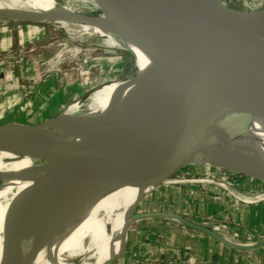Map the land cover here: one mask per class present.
<instances>
[{
  "label": "water",
  "instance_id": "water-1",
  "mask_svg": "<svg viewBox=\"0 0 264 264\" xmlns=\"http://www.w3.org/2000/svg\"><path fill=\"white\" fill-rule=\"evenodd\" d=\"M89 1L97 12L86 14L58 10L56 22L41 23L6 12H0V18L41 24L63 22L83 25L92 21L100 24L99 15L106 13L118 32L153 58L161 57L162 62L170 67L174 82L181 86L173 114L175 120L155 160L142 155L119 157L117 160L118 151L99 153L95 149L75 148L58 139L60 136L53 138L58 141L52 142L40 139L42 133L47 132L46 127L62 115V110L53 117L32 123L0 125V145L8 143L27 148L50 166L49 170L20 189L7 207L6 215L12 223L7 237L10 260L25 242L22 227L27 218L22 213L25 210L31 213L61 186L72 191L97 182L135 181L146 183L151 189L149 194L156 186L173 179L185 165L195 162L212 139L221 133L234 135L243 129L248 122L249 95L264 108V30L250 24V21L259 22L264 17V3L258 8L248 9L242 0H232L238 7H232L223 0ZM192 29L209 35L206 44L201 47L195 44L196 52L187 51L191 47L187 41L180 46L187 51L181 57L176 53L179 51L177 48H166L169 41ZM128 113L122 117H127ZM113 117H103V126L106 127L100 133L103 138L122 123L115 124L118 119ZM90 119L92 126L102 125L95 117ZM109 128L110 132H107ZM47 144L53 146L50 155L43 150ZM144 216L173 218L236 250H250L259 244H235L186 216L169 212L132 213L131 222ZM263 243L264 240L260 242ZM18 255L9 264H30L29 255L22 258V263H18Z\"/></svg>",
  "mask_w": 264,
  "mask_h": 264
},
{
  "label": "bare ground",
  "instance_id": "bare-ground-1",
  "mask_svg": "<svg viewBox=\"0 0 264 264\" xmlns=\"http://www.w3.org/2000/svg\"><path fill=\"white\" fill-rule=\"evenodd\" d=\"M242 1L248 9L258 8L263 3L262 0L248 3L245 0ZM58 10L73 11L60 6L56 0H0V12L30 18L41 23L56 22ZM99 20L100 24L93 21L83 25L63 22L58 24L78 29L75 31L78 35L102 36L104 37L103 45L108 47L141 51L139 46L132 43L112 26L106 13L99 15ZM250 24L264 30V17L259 22L250 21ZM208 38L209 35L206 32L192 29L184 31L179 37L169 41L166 48L175 47L179 50L176 52L177 54L185 55L187 51L189 53L196 52L198 48L195 44H200L201 47L202 44H206ZM185 42L191 46L190 50L186 51L180 48ZM148 57L151 62L148 69L151 88L121 101L104 97L100 103H108L113 107L103 115H86L80 120L72 119L77 112L85 110L87 103L105 85L93 88L86 96L75 101L85 99L80 104H76V109L70 110L73 108L71 107L52 121L46 127L47 132L42 133L40 139H46L48 142L61 139L69 146L79 149H95L99 153L118 151L117 160L119 157L134 155L151 156L152 160L157 159L165 144L166 135L175 120L173 114L181 86L174 82L175 78L170 67L162 62L161 57L155 59L149 54ZM246 110L248 116L246 126L234 135L227 136L225 133H221L212 139L195 162H201L204 158L216 161V155L221 154L228 159H224L227 161L226 163L237 164L238 169L227 168L228 170L250 175L252 179L264 182V130L260 133L257 132L259 135L250 134L264 129V108L252 95H249ZM127 112H129L127 117L123 118L122 116ZM90 113H93V109L89 110ZM107 115H114L118 119L115 124L121 121L122 123L119 126L116 125V130L113 133L103 138L100 133L102 130H106V127L103 126V117ZM92 117L99 120L102 125L92 126L90 119ZM108 124L112 125L113 123L109 122ZM110 128L107 129V132H110ZM65 129L73 134L62 138ZM58 136L60 137L58 138ZM53 138L58 139L53 140ZM51 148H53L52 145L43 146V150L49 155ZM215 163L221 166L217 161ZM244 164L245 166H243ZM49 169L48 163L27 148L8 143L0 145V264L11 263L19 253L23 255H18V263L23 262L22 258L26 254L29 255L30 264H34L33 261L47 263L58 255L62 247L69 244L70 251L61 264L112 262L110 257L102 259L98 256L93 244L114 233L124 231L123 240L114 254L116 259L125 246L127 239L125 230L132 221V214L122 215L107 213V211L109 212L117 206L119 200L126 197L129 192L145 189L146 183L135 181L97 182L72 191L61 186L36 206L31 213H28L27 210L22 213V216L27 218V222L22 227L25 242L17 255H14L11 260L9 259L7 237L12 223H9V216L6 215L7 207L20 189ZM167 182H172V180Z\"/></svg>",
  "mask_w": 264,
  "mask_h": 264
},
{
  "label": "rangeland",
  "instance_id": "rangeland-1",
  "mask_svg": "<svg viewBox=\"0 0 264 264\" xmlns=\"http://www.w3.org/2000/svg\"><path fill=\"white\" fill-rule=\"evenodd\" d=\"M223 1L232 5V7L239 6L232 0ZM262 1L264 3V0ZM56 3L75 12L86 14L97 12L89 0H56ZM5 28L9 31V37L6 36L7 38H5L4 36L0 40L2 43L0 44V96L3 101V108L0 107V125L12 122L32 123L53 117L60 110L64 112L71 107L73 108L70 110H74L76 109V104H80L85 100L81 99L75 102L76 99L81 98L82 95L93 88L105 85L87 103L85 110L77 112L72 119L80 120L81 117L86 115H103L108 109L113 107L108 103H100V100L104 97H111L113 100L121 101L134 96L140 91L151 88L148 80V69L151 66V62L148 53L142 48L140 52L136 49L129 50V52L123 48L108 47L103 45L102 40L104 37L102 36L78 35L75 33L78 29L65 25L61 26L58 23L41 24L0 18V31ZM6 40L8 41L7 43L5 42ZM57 54L58 59L55 58ZM173 56L176 55L173 54ZM179 56L181 57L180 54ZM133 64L135 67H133ZM116 81L120 82L110 84ZM73 82L76 83V87L73 90H80L73 94L66 93L71 91ZM10 97H12L13 102L8 100ZM57 101L59 104L58 110L54 112L46 111L42 112V114L39 112V109L47 107L46 104H55ZM2 104L0 103L1 106ZM90 109H93V113L89 114ZM263 130H257L250 134L259 135L257 132L260 133ZM71 134L73 133L65 129L64 135L61 137L64 138ZM216 157L217 163L221 166L217 165L216 161L211 158H204L201 162L185 165L183 169L173 176L172 182L156 186L149 194L148 192L151 189L148 185L143 190L131 191L126 197L119 200L117 206L111 211H107V213H120L122 215L133 213L137 215L152 211L167 212V210L170 213L169 207L173 204V201L180 200L178 196L190 201L191 199H200L201 201V196L213 197L214 195L216 197V205H219L222 209L218 214H212L207 211L200 214H185L188 211L186 208H179L178 212L175 213L182 217L186 216V218L204 228L211 229L213 225L218 224L219 232L217 233L226 234L227 236L234 233V229L246 230L247 226L249 231L257 232L258 230H256L255 226L250 223V217L247 216L245 219V216L242 215L239 218L234 211L237 209L238 204H244L245 206L253 204L242 203L237 199L247 202L263 200L264 182L252 179L250 175L228 170L227 168L238 169L237 164L226 163L227 161L224 159L227 158L221 154L219 156L216 155ZM223 178L224 180L222 181ZM180 180L191 181L181 182ZM221 181L224 184L220 183ZM223 185L227 186V189L232 191L233 195L229 194L227 189L220 188ZM174 206L173 210L175 209ZM152 219L157 221L165 220L163 217L144 216L139 220L134 219L128 225L125 230L127 234L126 243L120 253L127 257L129 256L128 246L134 239V236H130V233L137 229L142 231L144 229L141 228L146 226L147 228L139 236V247L135 245L136 250H133L132 256L130 255L127 259L129 263L180 264L179 262L183 258L171 256L170 254L172 251L171 246H175L172 245L174 244L172 243V237L165 236L164 232L160 231V227L148 224V221ZM165 221L170 222V219L166 218ZM173 221L178 224V230L189 229L191 232L206 235L190 227L187 229L186 226L175 219ZM123 233L124 231H120L101 241L94 242L95 253L102 259L110 257L111 260H109L112 261L110 264H116L115 253H112L111 256L109 254L111 253V248H114V251L118 248L123 240ZM238 238L244 240L240 236ZM226 239L229 241L228 238ZM258 242L259 244H257ZM260 242L259 240H253L251 243L257 245H254L252 249H264V243L260 244ZM242 243L244 242L242 241ZM156 250L157 257L155 259L154 252ZM69 251L70 244L62 247L58 255L49 262L36 263V261H33V263L61 264ZM176 251L177 253L180 251L181 254L182 249L178 248L174 253ZM241 251L242 253L239 254L242 257L237 259L236 264H264V250L262 251L263 254L252 255L251 257H245L246 251ZM174 253L173 255H175ZM132 257L134 258L132 259ZM200 260L204 261V263L207 262L205 259Z\"/></svg>",
  "mask_w": 264,
  "mask_h": 264
},
{
  "label": "crops",
  "instance_id": "crops-1",
  "mask_svg": "<svg viewBox=\"0 0 264 264\" xmlns=\"http://www.w3.org/2000/svg\"><path fill=\"white\" fill-rule=\"evenodd\" d=\"M7 38L9 37V31L7 30V28L3 29V31H0V40L2 38ZM7 36V37H6ZM6 43L8 42L7 40L5 41ZM0 44H2L0 42ZM2 46V45H1ZM74 83V84H73ZM72 84V88L71 91L66 92V93H75L76 91H79L78 89L73 90L76 87V83L73 82ZM79 84V83H77ZM3 95V94H2ZM2 97L0 96V103L2 104ZM10 102H13L12 97H10ZM9 102V103H10ZM61 103V102H60ZM58 101L57 103H53V104H46V108L44 109H39V112L42 114V112H46V111H50V112H54L55 110H58ZM1 108H3V104L2 106L0 105ZM252 185V183H251ZM213 194V192H212ZM180 200L177 201H173V204L169 207L170 208V213L172 214H177L175 212H178L179 208H186L187 213L185 214H200L201 212L203 213L204 211H207L209 213L212 214H218L219 211H221L222 209L219 207V205H216V197L213 195V197L211 196H206V197H202L201 196V201L200 199L198 200H186V199H182L181 196H178ZM173 205H175V209L173 210ZM242 211H244L243 213H241ZM167 212H169L167 210ZM235 214L240 218L242 215L245 216V219L248 217H250V220L252 223L251 225H254L256 230H258L259 232H263L264 231V201L263 202H257V203H253L248 205H244V204H238L237 209L234 211ZM184 213V211H183ZM244 219V217H242ZM164 219V218H163ZM170 222H166V218L165 220L162 221H157L155 219H152L150 221H148V224L155 226V227H160V231L164 232L165 236L168 237H172V245L175 246H171L172 247V251L170 252L171 256H176L178 258H180L181 256L184 255H188L190 256L192 259H205L208 263L211 264H236L237 263V259L241 258V254L242 253L241 250H236L233 249L232 247H230L229 245H226L220 241H218L217 239L211 237V236H207V235H203L200 233H195V232H191L188 228V226L184 225L187 227L188 230H178V224L175 223L173 221V218H169ZM139 220V219H138ZM174 223V224H173ZM183 225V224H182ZM147 227L144 226L141 229H146ZM250 228V227H249ZM248 229V226L246 227V230ZM139 231L138 229L136 231H133L130 233V236H134L133 239V244L132 242L130 243V245L128 246V252H129V256H132L133 250H136V246L138 245L139 247V243L140 240L139 236L142 235V232L144 231ZM249 230V229H248ZM144 235V233H143ZM114 241V240H113ZM112 241V242H113ZM264 246V245H263ZM134 247V248H133ZM182 249L181 254L180 251H176V253H174V251L176 249ZM264 248V247H263ZM118 248H116L117 250ZM116 250L114 251V248H111V253L109 254L110 256L112 255V253H115ZM140 250V249H139ZM251 250V252H250ZM250 250H243L246 251L245 252V257H251L252 255H261L263 254V250L264 249H250ZM253 250V251H252ZM122 252V251H121ZM173 253L175 255H173ZM180 254V255H178ZM142 255V254H141ZM159 255V253H158ZM128 256V257H129ZM161 256V254L159 255ZM128 257L122 253L119 254V256L116 258L117 261L115 262L116 264H130L129 261L127 260ZM157 257V250L154 252V258ZM134 257H132L133 259ZM156 259V258H155ZM201 261V260H200Z\"/></svg>",
  "mask_w": 264,
  "mask_h": 264
},
{
  "label": "built area",
  "instance_id": "built-area-1",
  "mask_svg": "<svg viewBox=\"0 0 264 264\" xmlns=\"http://www.w3.org/2000/svg\"><path fill=\"white\" fill-rule=\"evenodd\" d=\"M55 56V55H54ZM57 59H58V56L56 55L55 56ZM4 78H5V76H4ZM192 180H194V179H192ZM198 180H200V179H198ZM208 180V179H207ZM224 180V178L222 179V181ZM181 182H185V181H191V180H180ZM210 181H212V180H210ZM220 182V183H223L224 184V182ZM212 182H214V181H212ZM215 183H218V182H215ZM220 188H222V189H227V186H225V185H223V187H220ZM227 191H228V193L229 194H231V195H233V192L232 191H230V190H228L227 189ZM236 196V195H235ZM234 196V197H235ZM236 198V197H235ZM237 199V198H236ZM237 200H239L240 202H242V203H246V204H249V203H257V202H263L264 201V198H263V200H260V201H258V200H253V201H251V202H247V201H243L242 199H237ZM211 230H213V231H215V232H219L218 230H219V226H218V224H215V225H213L212 227H211ZM220 234V233H219ZM239 234V235H238ZM223 237H225V238H228L229 239V241L230 242H233V243H235V244H238V245H252L253 243H251L253 240H259V241H263L264 240V231L263 232H259V231H257V232H252V231H249V230H245V229H234V233H231V235H229V236H227L226 234H221ZM207 236H209V235H207ZM241 237V238H243L244 240H240L238 237ZM242 241L244 242V243H242ZM183 259H182V261H180L179 263L180 264H211V263H208V262H206V263H204V261H200V260H195L194 258L192 259L190 256H181Z\"/></svg>",
  "mask_w": 264,
  "mask_h": 264
}]
</instances>
